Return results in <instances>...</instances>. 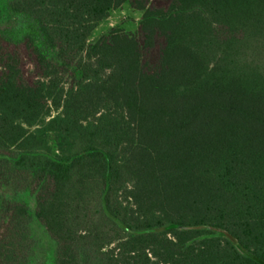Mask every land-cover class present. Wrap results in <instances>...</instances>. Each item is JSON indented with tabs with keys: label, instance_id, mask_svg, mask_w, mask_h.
I'll list each match as a JSON object with an SVG mask.
<instances>
[{
	"label": "trees",
	"instance_id": "trees-1",
	"mask_svg": "<svg viewBox=\"0 0 264 264\" xmlns=\"http://www.w3.org/2000/svg\"><path fill=\"white\" fill-rule=\"evenodd\" d=\"M126 3L138 34L94 38ZM8 13L0 38L21 47L0 41V264L29 263L34 220L56 264H264V0Z\"/></svg>",
	"mask_w": 264,
	"mask_h": 264
},
{
	"label": "rangeland",
	"instance_id": "rangeland-1",
	"mask_svg": "<svg viewBox=\"0 0 264 264\" xmlns=\"http://www.w3.org/2000/svg\"><path fill=\"white\" fill-rule=\"evenodd\" d=\"M10 0H0V23L5 22L9 18L8 4ZM143 12L133 8L129 3L122 5L120 8L113 10L109 19L103 22L97 29L94 38L108 32L110 29H119L123 33L130 36H136L139 31V23ZM6 23V22H5ZM16 25V24H15ZM10 36L8 39L0 38L2 45L8 49H15L20 44H15ZM21 47V46H20ZM24 52V71L27 76H31L34 70V65L31 57ZM30 206L35 208V201L29 199ZM32 231L36 239V245L31 253L28 264H56L55 251L56 246L50 235L46 232L45 228L37 221L34 220L32 224Z\"/></svg>",
	"mask_w": 264,
	"mask_h": 264
}]
</instances>
